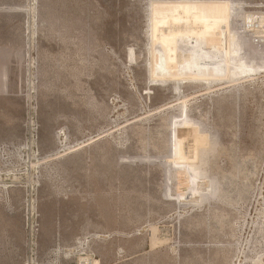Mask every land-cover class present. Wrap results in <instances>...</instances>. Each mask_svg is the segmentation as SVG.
Returning a JSON list of instances; mask_svg holds the SVG:
<instances>
[{"label":"rangeland","instance_id":"374dc122","mask_svg":"<svg viewBox=\"0 0 264 264\" xmlns=\"http://www.w3.org/2000/svg\"><path fill=\"white\" fill-rule=\"evenodd\" d=\"M149 1L0 0V264H264V0ZM184 4L235 63L175 73Z\"/></svg>","mask_w":264,"mask_h":264},{"label":"bare ground","instance_id":"6f19581e","mask_svg":"<svg viewBox=\"0 0 264 264\" xmlns=\"http://www.w3.org/2000/svg\"><path fill=\"white\" fill-rule=\"evenodd\" d=\"M151 1V0H150ZM149 1V2H150ZM153 1V0H152ZM178 1V0H177ZM183 1V3H184V0H182ZM193 1V0H192ZM169 2V1H168ZM167 2V3H168ZM174 2L176 3V0H174ZM180 2V1H179ZM197 2V1H196ZM200 2V1H199ZM202 2V1H201ZM165 3V2H164ZM172 3H173V1H172ZM193 3V5H194V2H192ZM204 3V2H203ZM213 3H215V2H213ZM220 3V2H219ZM225 3V2H224ZM53 4V3H52ZM151 4V3H150ZM157 4V3H156ZM174 4V3H173ZM191 4V3H190ZM207 1H206V3H205V5H206V7H207ZM209 4H211V3H209ZM218 4V3H217ZM152 5V4H151ZM151 5H149V6H151ZM185 5L186 4H184L183 6L185 7ZM187 5L189 6V4H188V2H187ZM202 5V4H201ZM205 5H203L204 6V8H206L205 7ZM216 5V4H215ZM148 6V7H149ZM160 7H162V6H164V5H162L161 6V4L159 5ZM158 6V7H159ZM168 6V5H167ZM174 6V5H173ZM175 6L176 7H179V6H177V4H175ZM183 6H181V7H183ZM188 6L187 7H185V8H183L184 10L183 11H185V13L184 12H182V11H180L179 9H178V14H176V15H171L170 13L172 12V11H176V9L175 8H173V9H167V12H165V13H162V16L163 15H168V14H170V15H166L167 16V18L166 19H168V17H170V18H172V19H174V20H178L179 21V18H181L180 17V13L182 14H185L186 16L187 15H189V14H187V13H192L193 15H191V18L194 16V18L195 19H197L198 21H200L202 24H203V26H201V27H203V29L204 30H202V34L201 35H204L203 37H201L200 36V34L198 33V32H196V30H195V32L196 33H198V34H196V35H198V36H195V35H193V36H195L194 37V40H192V42L193 43H191V45H193L192 47H189V48H191V49H189L188 51H187V49H186V51H184L183 52V50H181L184 54H186V56L183 58V59H181L178 63H174V60H175V56H171L172 54H174V46H175V44H176V42H177V39H178V37L179 36H177V37H175V35H174V32H173V34L171 35L170 33H171V31H173V30H171L170 31V35H167V33L169 32H167L166 33V31L164 32V33H166L165 35L166 36H168V37H163V33L161 34L162 35V38L160 39V40H158V43L160 42V44H158V45H160L159 47H161V49L159 50V47H158V51H154V53H153V59H154V62L152 63V64H150V69H149V72H150V75L152 76V77H154V76H158V74H165V75H167V74H170L171 73V70H172V68H171V66L170 65H174L175 64V67H174V70H175V73H180V72H183V71H185L186 72V70H190L191 72H193V74L191 73L190 75H194L195 77V80H196V76L197 77H199V73H201V75L203 74V76H204V74L205 73H207V72H205L206 70L204 69V68H206L207 67V65H208V63H209V54H212V59L214 58H216V56L217 55H219V54H221L223 51H224V57H225V64H229L230 62L231 63H235V61H236V50H235V46H234V43L233 42H231L230 41V39H232V38H230V36H226L227 38H225V46H221V47H216V46H213V43H211V42H209V40H207V39H209V37H206L205 36V34L207 35V36H209V35H211L212 34V32H210V31H212L211 29L212 28H214V26L216 25H218L217 24V19L220 17V16H222V14L220 15V14H218L220 11H217L216 13L219 15V17L217 16V14L215 15V13H213V12H215L216 10L215 9H217L218 8V6H217V8H215L214 9V11H210L208 8H210V7H208L207 9H204V8H199V7H191L190 9L188 8ZM209 6V5H208ZM213 6V5H212ZM221 6V5H220ZM54 7V6H53ZM152 7V6H151ZM150 7V8H151ZM159 7V8H160ZM201 7V6H200ZM159 8H156V9H158L159 10ZM164 8H166V7H164ZM168 8V7H167ZM170 8V7H169ZM224 8H227V7H225L224 6ZM151 9H154V8H151ZM213 9V8H212ZM221 9H223V6H222V8ZM220 8H219V10H221ZM166 10V9H165ZM182 10V9H181ZM227 10H228V8H227ZM224 11H226L225 9H224ZM150 12V11H149ZM151 12H152V10H151ZM158 12V11H157ZM157 12H154L153 11V13H155V14H157V15H159ZM161 12H163V11H161ZM177 12V11H176ZM160 13V12H159ZM225 13V12H224ZM152 14V13H151ZM173 14H175V13H173ZM154 15V14H153ZM159 16H161V15H159ZM150 17H151V15H150ZM153 17V16H152ZM157 17V16H156ZM183 17H185L184 15H183ZM182 17V18H183ZM190 17V16H189ZM170 18L168 19V21L167 22H169V23H171V21H170ZM190 18V19H191ZM226 18V17H225ZM228 18V17H227ZM153 19H154V17H153ZM157 19H159L158 17H157ZM156 19V20H157ZM160 19H161V17H160ZM159 19V20H160ZM164 20H165V17L163 18ZM223 19V18H222ZM150 20V22H151V18L149 19ZM159 20H157L158 21V23H161L162 25H163V23L160 21L159 22ZM182 20H184V19H182ZM223 20H225V19H223ZM173 21V20H172ZM177 21V22H178ZM184 21H186V20H184ZM194 21V20H193ZM153 22H155V21H153ZM189 22V21H188ZM221 22V21H220ZM219 22V23H220ZM224 22H226L227 23V21H224ZM230 22V21H229ZM156 23V22H155ZM157 23V24H158ZM165 24H166V26H167V23L166 22H164ZM173 23H175V22H173ZM183 23V22H182ZM190 23V22H189ZM191 23H193V22H191ZM200 23V25H202ZM157 24H154L155 25V32H156V30H157ZM178 24V23H177ZM179 24H180V22H179ZM185 24H188L187 23V21H186V23ZM225 24V23H224ZM152 27H154V25H152V22H151V24H150ZM175 25V24H174ZM181 26H182V24H180ZM179 25V26H180ZM195 25V24H194ZM193 25V26H194ZM160 26V25H159ZM163 26H165V25H163ZM168 26H170L171 27V25H168ZM178 26V25H177ZM177 26H175V27H177ZM178 26V27H179ZM185 26V25H184ZM231 26V25H230ZM147 27V26H146ZM162 27V26H161ZM161 27H159L160 28V30H158V32L160 31L161 32ZM169 27V28H170ZM177 27V29H180V28H178ZM186 27V26H185ZM221 27V26H220ZM223 27V26H222ZM148 28H150V26L148 27ZM189 28H191V27H189ZM193 28V27H192ZM196 28H198V26L196 27ZM199 28H200V26H199ZM199 28L197 29V30H199ZM217 28H218V26H217ZM162 29H163V27H162ZM171 29V28H170ZM175 29V28H174ZM177 29H176V31H177ZM185 29H187V27L185 28ZM215 29V28H214ZM228 29H229V26H228ZM150 30H152L153 31V29H150ZM164 30H165V28H164ZM163 30V31H164ZM219 30H221V29H219ZM224 30V29H223ZM149 31V30H148ZM151 31V34L152 33H155V32H152ZM162 31V32H163ZM182 31V30H181ZM216 31V30H215ZM178 32V31H177ZM190 32V34H191V30L189 31ZM221 32V31H220ZM219 32V33H220ZM230 32V31H229ZM179 33V32H178ZM186 33H188V32H186ZM186 33H182L181 32V34H186ZM214 33V32H213ZM158 35H159V33H157ZM192 34H194V31H193V33ZM215 34V33H214ZM222 34V33H221ZM174 35V36H173ZM177 35V34H176ZM179 35V34H178ZM187 35V34H186ZM150 36V35H149ZM153 36V35H152ZM151 36V38H153ZM160 36V35H159ZM220 36V35H219ZM186 37H188V36H186ZM192 37V35L190 36V37H188V39L189 38H191ZM155 38V37H154ZM157 39L158 38H160V37H156ZM185 38V36L183 37V39ZM149 39V38H148ZM179 39H180V37H179ZM216 39V38H215ZM155 40V39H154ZM182 40V39H181ZM180 40V41H181ZM190 40V39H189ZM190 40V41H191ZM212 40H214V39H210V41H212ZM150 41V40H149ZM180 41H178V42H180ZM185 41V40H184ZM190 41L189 42H187L186 41V43H190ZM221 41V40H220ZM151 42V41H150ZM149 42V43H150ZM154 42H156V41H154ZM222 42V41H221ZM186 43H183V44H186ZM214 43H215V41H214ZM218 43V42H217ZM220 43V42H219ZM147 44V43H146ZM180 44L181 43H179V45L178 46H180ZM204 44V45H203ZM221 44V43H220ZM223 44V43H222ZM221 44V45H222ZM152 45V44H151ZM154 45V44H153ZM219 45V44H218ZM149 46V45H148ZM178 46H176L177 48H178ZM204 46V47H203ZM152 47H154V46H152ZM156 47V46H155ZM154 47V48H155ZM181 47H182V45H181ZM153 48V49H154ZM152 49V48H151ZM179 49H181V48H179ZM156 50V49H155ZM177 49H175V51H176ZM208 50V51H207ZM148 51V50H147ZM149 52V51H148ZM178 52V51H177ZM176 52V53H177ZM180 52V51H179ZM179 52L177 53V54H179ZM187 52V53H186ZM176 54V55H177ZM175 55V54H174ZM183 55V54H182ZM223 55V54H222ZM178 56V55H177ZM177 56H176V59H177ZM181 56V55H180ZM178 59H180L179 58V56H178ZM210 59H211V57H210ZM222 59V58H221ZM150 60V59H149ZM218 60V59H217ZM151 62V61H150ZM147 63V62H146ZM216 63V64H215ZM214 64L212 63V69H211V67H210V64H209V69H211V72L213 73V71L214 72H216V73H220V71L222 72V68H221V62H215ZM223 64H224V62H223ZM223 67V66H222ZM208 69V68H207ZM234 69V68H233ZM233 69H232V72H233ZM190 71H189V73H190ZM208 71V70H207ZM224 71V70H223ZM209 72H210V70H209ZM225 72V71H224ZM227 72H229L228 70H227ZM211 73V74H212ZM185 74V73H184ZM188 74V73H187ZM187 74H186V76H187ZM148 75H149V73H148ZM177 75V74H176ZM207 75V74H206ZM205 75V76H206ZM223 75H225V74H223ZM177 76H180L179 74L177 75ZM207 76H209V75H207ZM211 76H213V75H211ZM226 76V75H225ZM161 77V76H160ZM159 77V78H160ZM191 77V76H190ZM149 78V77H148ZM187 78V77H186ZM192 78H193V76H192ZM210 78V76L208 77V79ZM224 78H226V77H224ZM158 79V78H157ZM160 79H162V78H160ZM175 79V78H174ZM173 79V80H174ZM219 79V78H218ZM151 80V79H150ZM163 80V79H162ZM165 80V79H164ZM170 80V79H169ZM178 80V79H177ZM187 80V79H186ZM189 80V79H188ZM190 80H192V79H190ZM198 80H199V78H198ZM200 80H201V78H200ZM203 80V79H202ZM223 81H224V79H222ZM228 80V79H227ZM154 81V80H153ZM158 81H159V79H158ZM179 81V80H178ZM181 81V80H180ZM208 81V80H207ZM176 83V82H175ZM175 83H174V85H175ZM261 230V229H260ZM264 235V234H263ZM263 243V242H262ZM87 261V260H86ZM85 263V261H80L79 262V264H84ZM87 264V263H86Z\"/></svg>","mask_w":264,"mask_h":264}]
</instances>
